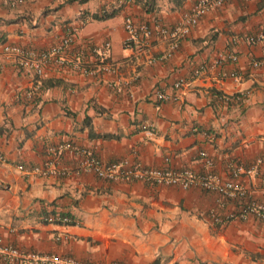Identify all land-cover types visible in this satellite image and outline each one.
Masks as SVG:
<instances>
[{
	"label": "crops",
	"instance_id": "crops-1",
	"mask_svg": "<svg viewBox=\"0 0 264 264\" xmlns=\"http://www.w3.org/2000/svg\"><path fill=\"white\" fill-rule=\"evenodd\" d=\"M143 1L0 0V37L8 43L41 49L70 27L83 63L115 65L83 74L47 63L36 76L0 51V240L89 264H264V221L213 222L217 193L103 179L78 169L79 155L62 146L90 149L103 161L128 157L222 178L260 157L256 172L234 182L264 203V38H244L264 23V0L207 10L171 55L151 62L144 57L163 53L169 39L153 38L134 57L123 43L124 15L173 25L195 0H152L150 9ZM178 78L176 99H155L153 89L171 92ZM47 160L53 173L33 170ZM222 201V212L235 208L234 198ZM54 214L71 222L46 218Z\"/></svg>",
	"mask_w": 264,
	"mask_h": 264
},
{
	"label": "built area",
	"instance_id": "built-area-1",
	"mask_svg": "<svg viewBox=\"0 0 264 264\" xmlns=\"http://www.w3.org/2000/svg\"><path fill=\"white\" fill-rule=\"evenodd\" d=\"M19 2L23 0H13ZM226 0H195L192 5L181 13L179 20L173 25H165L159 21H153L149 24L146 21H135L130 14H125L123 17V28L125 36L123 43L128 45L133 50V55L136 57L142 53L147 46L152 42L153 38L165 37L169 39L168 48L161 54L144 57V61L151 62L160 60L171 55L172 51L177 47L179 41L184 37L189 29L197 23L199 16L207 10L222 5ZM74 33L72 29L66 28V31L61 37L52 44L41 48L23 47L18 44H10L0 37V51L3 55H10L15 57L16 63L25 71L33 75L40 76L43 67L47 63H53L59 66H71L78 69L83 74H94L96 71H112L115 65L105 60H100L96 66L83 63L81 56L83 51L81 49H71L74 42ZM244 38L248 42L260 41L264 38V23L254 33L245 35ZM105 47L109 46V41L102 42ZM76 54V56H74ZM229 59L234 60L235 54L226 55ZM224 56L222 53L218 54L216 63ZM261 60H253L252 64H259ZM203 65H199L193 70V75H197L202 69ZM183 83V79L178 78L172 83L173 91L165 92L160 89H153L152 95L157 100H174L177 98L176 91ZM32 92L27 91L26 95L31 96ZM148 133L151 130H146ZM63 148L79 155L77 167L81 171H88L97 177L109 180H140L153 182L155 184H170L182 188L190 185H197L206 191H212L218 194L216 198V205L210 209L209 217L215 223H224L227 220L239 219L244 220L248 217H253L264 221V203L256 202L251 199L248 192L242 187L238 186L234 179L240 174H251L256 172L257 164L261 158L257 157L247 166L242 164H235L230 170V176L222 178L219 175L211 172L196 173L190 168H160L151 167L141 164L138 160L128 157H121L111 161L101 160L92 150L84 147H76L75 145L66 143L62 145ZM61 149V147H59ZM51 153H57V147L50 146L47 149ZM200 156L206 165L211 164V160L206 156L205 152L199 151ZM4 157L0 153V161ZM51 161H45L42 166H35L33 170L41 174L53 173L50 167ZM261 183L264 188V177L261 178ZM225 197L234 198L235 208L222 212L223 201ZM49 220L68 224L71 219L66 215H48ZM0 260L3 264H89L78 261L70 256L58 253L48 252L40 253L32 250H23L13 244L3 242L0 240ZM110 264H121L114 261Z\"/></svg>",
	"mask_w": 264,
	"mask_h": 264
},
{
	"label": "trees",
	"instance_id": "trees-1",
	"mask_svg": "<svg viewBox=\"0 0 264 264\" xmlns=\"http://www.w3.org/2000/svg\"><path fill=\"white\" fill-rule=\"evenodd\" d=\"M152 0H144L143 1V6H145V9H150L152 5ZM103 136H107V134H102Z\"/></svg>",
	"mask_w": 264,
	"mask_h": 264
}]
</instances>
